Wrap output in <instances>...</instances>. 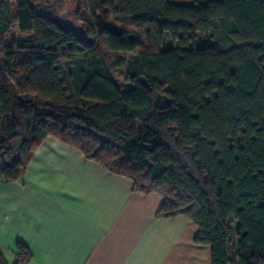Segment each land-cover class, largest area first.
Segmentation results:
<instances>
[{"label":"trees","instance_id":"16d2710c","mask_svg":"<svg viewBox=\"0 0 264 264\" xmlns=\"http://www.w3.org/2000/svg\"><path fill=\"white\" fill-rule=\"evenodd\" d=\"M42 1L0 0L1 178L52 136L185 216L211 264H264V0H79L81 25Z\"/></svg>","mask_w":264,"mask_h":264},{"label":"crops","instance_id":"0c3cea01","mask_svg":"<svg viewBox=\"0 0 264 264\" xmlns=\"http://www.w3.org/2000/svg\"><path fill=\"white\" fill-rule=\"evenodd\" d=\"M5 162L0 160V170ZM161 198L47 136L19 178L0 176V264H211Z\"/></svg>","mask_w":264,"mask_h":264},{"label":"rangeland","instance_id":"374dc122","mask_svg":"<svg viewBox=\"0 0 264 264\" xmlns=\"http://www.w3.org/2000/svg\"><path fill=\"white\" fill-rule=\"evenodd\" d=\"M14 1V0H13ZM174 1H181L184 3L191 2L193 0H174ZM79 0H43L40 6L46 13H50L48 8L52 9L51 12L54 13L55 16H64L65 20L70 23H77L78 25H81L84 20V15H77V5ZM78 16V17H76ZM28 33L20 32L18 29V26L15 24L11 27V29L5 34V37L3 38V42L6 45H11L12 42L15 41V39L19 38H25L27 37ZM110 56V55H109ZM113 56V55H112ZM111 56V59H112ZM111 76L115 83V85L121 90L126 91L129 88L132 87L130 83H127L125 81L126 77V70L123 67H113L111 69Z\"/></svg>","mask_w":264,"mask_h":264},{"label":"water","instance_id":"95a60500","mask_svg":"<svg viewBox=\"0 0 264 264\" xmlns=\"http://www.w3.org/2000/svg\"><path fill=\"white\" fill-rule=\"evenodd\" d=\"M141 81L145 84V86H148L144 77H141ZM154 104L159 108H167L171 104V100L167 95L157 94L155 96Z\"/></svg>","mask_w":264,"mask_h":264}]
</instances>
